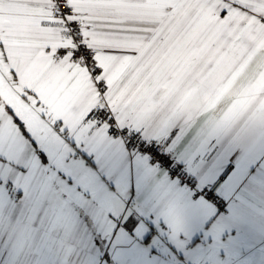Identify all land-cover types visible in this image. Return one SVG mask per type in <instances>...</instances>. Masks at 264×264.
I'll return each mask as SVG.
<instances>
[{"label":"crops","instance_id":"0c3cea01","mask_svg":"<svg viewBox=\"0 0 264 264\" xmlns=\"http://www.w3.org/2000/svg\"><path fill=\"white\" fill-rule=\"evenodd\" d=\"M0 0V264H264V0ZM64 52L57 58L59 50ZM162 141L221 209L109 137Z\"/></svg>","mask_w":264,"mask_h":264},{"label":"built area","instance_id":"2783aa9c","mask_svg":"<svg viewBox=\"0 0 264 264\" xmlns=\"http://www.w3.org/2000/svg\"><path fill=\"white\" fill-rule=\"evenodd\" d=\"M53 16L60 17L76 41L75 46L71 48L70 63L82 68H87L90 80L98 88V92H105L107 85L101 75V68L95 61L96 49L91 44L80 41L81 26L78 21V14L68 0H54V6L51 8ZM64 52L59 50L57 58ZM91 114L96 118L97 123L107 127L108 135L113 140H121L127 149L147 157L155 162L157 166L164 168L170 180L181 186H190L192 196L204 197L213 202L218 209L224 205L219 193L224 185L226 176L229 174L232 164H229L212 183L207 185H194L193 177L183 168V166L174 157L172 149L166 147L162 141L151 138H145L141 134L130 131L124 125L114 126L115 121L107 106H100L94 109Z\"/></svg>","mask_w":264,"mask_h":264}]
</instances>
